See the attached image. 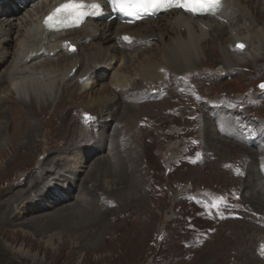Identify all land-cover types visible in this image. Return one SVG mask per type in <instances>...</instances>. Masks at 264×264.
I'll list each match as a JSON object with an SVG mask.
<instances>
[{
	"label": "rangeland",
	"instance_id": "rangeland-1",
	"mask_svg": "<svg viewBox=\"0 0 264 264\" xmlns=\"http://www.w3.org/2000/svg\"><path fill=\"white\" fill-rule=\"evenodd\" d=\"M258 1L260 6L253 5V10L261 7L264 9V0ZM262 15H264L263 12L256 16L259 26H263L264 29ZM170 35L171 33L168 34V36ZM211 35L212 33L208 32L205 36L206 42L201 41L202 43L198 45L199 59L195 66L223 64L221 63L223 59L222 50L229 42V35H219L221 39L217 41L212 39ZM14 37L15 35H13V39ZM172 37L173 34L165 43L172 44L173 41L170 39ZM251 41L255 46L256 38ZM9 45L8 55L10 54V57L7 58L9 60L4 63V67L2 66L3 70L0 71V75L11 61L12 54L10 51L15 49L14 43ZM235 48L238 49V55H242L243 49H239L237 45ZM159 49L154 47L148 54L140 57L142 60L135 61L134 58L132 64L127 65L124 70L120 69L122 64L115 63L118 71H121L119 73H124L129 77V83L127 82L123 88L116 92L131 93L134 80L139 79L136 72L138 66L144 59L159 60L161 58ZM256 53L257 55L262 54V50L259 49ZM258 57L260 59L256 61L249 58L248 61L236 65L240 67L238 74L226 76L221 80H214L211 86L205 90L208 93L202 99L203 104L207 103L210 110L221 108L231 115L232 131L220 132L222 134H219L217 130L215 132L230 144L232 142V146L234 144L236 147L242 146L237 145L241 139L247 143V140H254L256 135L251 131L252 126L256 123L264 124V88H260V84L264 83V54ZM69 64L70 62L65 65ZM112 72L110 70L92 92H82L83 89H76V87L69 88L70 92H61L60 89L58 92H54L57 86L55 84L52 92H48L50 97L48 94L42 96L37 103L29 100L30 96L27 92L24 101H21L17 97L18 95H14L12 92H0V98L3 99L0 102V129L4 130L3 133H0V147L5 149L4 156L0 155V264H243L242 261L245 260V256H238L237 254L240 253V250L246 252L248 261L253 260L255 257L248 247L251 243L256 242L254 240H261L264 243V231L261 234L259 232L261 229L264 230V223H255L258 220L255 215L264 216V208L249 202L251 197L248 196L245 188L249 178L248 167L251 163L256 164V162L251 157L241 153L240 159L243 163L238 164L240 162L239 157L236 160L235 158L239 156V151L225 152L228 157H223L219 151H214L215 142L207 144V129L204 130V133L202 130L199 131V134L186 130L189 124L192 125L189 121L178 122L183 125H178V136L172 137L175 146L173 150L171 149V140L168 141L159 137L148 138L149 147L155 154H148L145 149L139 148L131 137L126 140L121 138L117 147L122 146L123 150L128 147L126 149L127 154L131 155V152L134 151L139 157L138 162L134 161L135 156H133L130 160L121 159L116 164L122 167L123 173L127 172L129 179H119V170L116 165L114 166L116 167L114 175L105 174L102 180L100 177L91 178L89 176L90 179L87 177L88 196L91 198V202L97 205L95 209H88V211L94 216L100 215L104 210L110 212L104 217L101 224L103 228L98 231V235L96 234V239L88 240L90 241L88 245L78 246L77 243L80 240L76 236L65 237L66 235L62 233L63 227L57 220L59 218L56 217L59 213L54 214L55 210L49 209L43 212L51 214L50 217L48 213L40 215L39 212H29L26 214L21 210L23 204L18 209L20 200L32 196L34 192L26 190L21 193L22 198H19L17 192L28 185L26 180L33 176L30 181L36 180L33 182L35 185H32V188H35L36 184L40 182L37 180V176H34L35 174L42 173L43 178L45 175L47 178L51 176V172L37 168V163L46 155L45 152L60 150L70 138L76 136V129L75 131L72 130L75 124L70 125L69 123V109L77 106L87 110L93 109L95 105L98 106L94 100L101 98L102 95L112 96V92L100 91L101 87L105 86L101 83L108 84L113 78ZM5 87L6 85L1 89L4 90ZM76 95H81V98H71ZM131 97L133 98L132 95ZM170 102L171 98L162 104L158 103L135 112L137 114L130 119L129 124L131 123V126L137 124L141 120L140 116L152 114L158 107H164ZM172 104L176 105L177 103L172 102ZM110 112L109 114L106 113L108 118L113 114L112 111ZM169 115V112L166 111L164 119L168 118ZM126 117H128L127 114L123 113L122 110L120 118ZM112 121L114 119L109 124ZM127 121L129 120L127 119ZM34 124L35 126H33ZM104 127L100 126L99 133H102ZM117 128L119 127H115L114 130ZM108 129L106 128L103 132L105 135L111 134V130ZM81 130L80 127L78 130L80 134L83 133ZM168 130L170 131V128ZM182 130L183 133L180 132ZM209 130L211 133L210 128ZM23 131L28 135L24 134L28 139V143L25 144H21ZM92 131L97 133L96 127ZM30 135L34 139H30ZM193 135L197 136L196 145H194ZM218 136L215 137L218 138ZM204 139L206 142L203 141ZM92 143L91 140L86 142L85 148L92 149ZM184 147L185 150L182 152ZM204 148L209 152L207 156L210 161H205L201 157ZM176 150L180 152L181 156V159L176 160L177 165L167 161L169 156L177 154ZM107 152L108 149L96 151L91 159L87 160L84 167L78 168L81 172L77 174V178L80 179L85 175L84 173L88 170L86 167L90 162H94L96 159L105 161L102 156L106 155ZM187 152L188 154H186ZM183 155H188L186 160L182 159ZM68 159L67 156L57 163L52 160L49 164L50 166L54 164V167H61L65 163L69 164ZM227 161L235 163L238 167L244 165L235 179L234 172L227 171V169L223 170L220 167L221 162ZM44 162H48V160H44ZM135 163L137 170H135ZM130 166L134 170H128ZM36 168V172L28 175ZM66 172L68 173V170ZM21 176L25 179H19ZM19 180L21 183L17 186ZM238 180H242L243 184ZM63 182L65 183L63 180L60 183ZM62 185L57 184L55 188L61 189L63 188ZM4 200L12 201L9 211H6L7 207L6 204H3ZM104 201H107L105 202L107 209L103 210L102 207L99 208V204L104 203ZM73 202L74 200L70 198L65 203H69L70 205L67 207H70ZM39 206H43L42 202L39 203ZM56 207H60V205ZM93 210L96 214L93 213ZM193 212L195 217H193ZM196 212L198 215L195 214ZM203 213L211 214L213 224H207V219L202 215ZM30 215L33 217L40 215V217L37 216L38 218L33 219ZM8 216L11 219L5 220ZM94 216H90L91 221H95ZM185 226L196 228L195 232H202L211 228L214 234L208 240L202 239L205 233L200 238L193 237L190 240L189 235L193 234V230L185 228ZM254 226L255 228H253ZM56 228L59 230H55ZM255 231L258 234L256 233L254 238ZM247 236H249L248 238L251 236L250 240L243 241V238ZM66 240H69L67 244ZM181 241H189V247L205 244L200 249L191 251L185 249ZM188 252L193 253L194 256L188 261H184L183 258Z\"/></svg>",
	"mask_w": 264,
	"mask_h": 264
},
{
	"label": "bare ground",
	"instance_id": "bare-ground-1",
	"mask_svg": "<svg viewBox=\"0 0 264 264\" xmlns=\"http://www.w3.org/2000/svg\"><path fill=\"white\" fill-rule=\"evenodd\" d=\"M66 2L67 0H41L31 4L29 1H26L25 6H23L22 1L0 0V71L3 70L4 63L9 60L7 59L10 57V54L8 55L9 44L14 43L13 46L15 47L13 51H10L12 54L11 61L0 75V92H12L14 95H18L17 97L21 101L26 99L27 92L30 96L29 100L37 103L42 96L47 95L48 92H52L55 84L57 86L54 92H58V89L61 92H70L68 89L72 87L83 89V91L81 90L82 92H92L95 90L94 87L100 83V80L112 70L113 78L110 79L108 84L101 83L105 86L101 87L100 91L104 93L112 92L113 94L112 96L102 95L101 98L94 100L98 106L95 105L93 109L87 110L79 106L68 108L69 123L70 125L75 124L72 130L75 131L76 129V136L70 138L60 150L45 152L46 155L38 161L37 168L39 167L41 170L51 172V176L47 178V175H45L43 178L42 173H39V175H37L38 173L35 174L34 176H37L36 178L40 182L36 184L35 188L33 187L34 189L32 185H35L33 182L36 180L30 181L33 176L27 179L26 184L28 185L17 192L19 198H22L20 195L26 190L36 193L33 192L32 196L21 199L18 209L23 204L24 206L21 207V210L26 214L29 212H39L40 215L48 213H43L46 210H55L54 214L59 213L56 217L59 218L57 220H59L63 227L62 233L66 235L65 237L76 236L80 240L77 243L78 246L88 245L90 242L88 240L92 241L96 239V234L103 228L101 224L104 217L110 212L104 210L107 209V204H105L107 201L99 204V208L102 207L101 209L104 210L101 214L99 213L100 215L94 216L88 211V209H95L97 205L93 204L91 198L88 196L87 177H100L102 180L105 174L114 175L116 168L114 166L118 164L119 160H130V158L132 159L135 156L134 161H139V157H137L134 151L131 152V155L126 153L128 147L125 150H123L122 146L117 147L118 141L121 138H124V140L129 137L133 138L139 148L145 149L148 154H155L149 147L150 141L148 138L152 137L171 140V149L173 150L175 146L172 137L178 136V125H183L180 123L187 121L192 123V125L189 124L186 128V130H191V133L196 132L199 134L201 130L204 133V130L207 129V144L215 142L213 146L214 151H219L223 157L227 156L225 152L239 151V156L235 158L236 160L239 157L240 162L238 164L243 163L240 159L242 154L251 157L256 162V164L251 163L248 167L249 170H246L249 178L245 188L249 194L248 196L251 197L249 202L254 205L258 204L264 208V124L256 123L252 126L251 131L256 135L254 140H247V143L244 139H241L242 141L240 140V143L238 142L237 145L240 144L242 146L238 145L239 147H236V144L232 146L231 141L230 144L226 139L218 136V133L222 134L220 132L227 133L228 131H232L231 115L221 108L210 110L208 104H203L202 101L208 93L205 90L211 86L214 80H221L226 76L238 74L240 67L236 65L248 61L249 58L252 61H256L260 59L258 56L264 54V29L263 26H259L256 16L257 14L261 15L262 12L264 14V9L259 7L260 9H254L255 12L253 10V5L258 7L259 1L223 0V8L216 15H206L203 17H192L178 10H171L163 13L156 19L148 18L133 25L122 24L116 20L88 19L80 27L50 30L44 23L45 18ZM23 11L24 13H22ZM262 16L264 18V15ZM207 31L212 33V39L215 41L221 39L219 35H229V42H227L225 49L222 50L223 59L221 63L223 64L195 66L199 59L198 45L206 42L205 36L208 33ZM169 33L173 34V37L170 38L173 41L172 44L165 43L171 36H168ZM13 35H15L14 39ZM126 36L130 38V41L123 39ZM163 37L165 38L163 39ZM254 38H256V43L254 42L255 46H253L251 41ZM238 42L243 43L242 55H238V49L235 48ZM154 47L160 48L161 58L159 60L144 59L140 63L137 71L135 70L139 79L134 80L131 93L116 92L123 88L127 82L129 83V77L124 73H119L121 71H118L115 63L119 62L122 64L120 69L124 70L127 65L132 64L131 62L134 58L135 61H138V59L142 60L140 57L148 54ZM250 47L251 50H249ZM259 49L262 50V54L259 53L257 55L256 52ZM140 51L141 54L139 55ZM68 62L70 64L65 65ZM5 85V89L2 90L1 88ZM197 92L199 93L198 95ZM48 95L50 97V93ZM71 98L79 99L81 95L72 96ZM170 98L171 102L166 104L168 107L166 105L158 107L152 114L140 116L141 120L137 124L132 126L131 123L129 124L130 119L136 116L135 114L137 113L135 112L143 110V108L147 109L158 103L162 104ZM2 100L0 98V102ZM172 102H176L177 104L173 105ZM122 110L128 117L124 119L120 118ZM110 111L113 114L108 118ZM166 111L170 115L164 119ZM107 112L108 114H106ZM132 113L134 114L130 115ZM116 114H118L117 117ZM174 118L178 119V121H175ZM15 119L12 120L15 121ZM113 119L114 121L109 124ZM100 126H105L102 129V133L98 131ZM117 126L119 128L114 130ZM80 127L82 128L81 131H83L82 134L78 132ZM94 127H96L97 133H93L92 129ZM28 128L30 127L28 126ZM106 128L111 130V134L105 135L103 133ZM168 128H170V131ZM209 128L212 131L211 133ZM216 130L218 133L215 132ZM3 132L4 130L0 129V133ZM180 132L183 133V130ZM24 134L26 133L23 131L21 134V144L28 143V135L26 134L27 136H25ZM31 136L30 139L33 138ZM197 136L193 135L194 145H196ZM215 136H218V138ZM206 139L203 141L206 142ZM89 140L93 142L91 146L93 150L85 148V144ZM186 147L189 148L188 146ZM139 148L137 147V149ZM103 149H108L106 155L102 156L105 161L103 159H96L94 162H90L86 167L88 170L84 173L85 175L78 179L77 174L81 172L78 168L84 167L87 160L89 161L96 151ZM4 150L0 147V155L4 154ZM184 150L185 147L182 152ZM203 151L204 153L201 157L205 161H210L207 156L209 152L205 148ZM176 153L174 156H169L167 161L173 164L176 163L177 165L178 162L176 160L181 159V156L178 150H176ZM67 156L69 157V164L65 163L61 167H54V164L50 166V161L53 160L57 163ZM186 156L188 155H183L182 159L186 160ZM55 159L58 160L56 161ZM44 160H48V162H44ZM220 164L221 169L234 172V179L244 166H240V164L238 167L235 163L228 161L221 162ZM116 166L119 170V179H129L127 172L123 173L121 171L122 167ZM37 168L28 175L36 172ZM131 169L134 170L130 166L128 170ZM66 170H68V173ZM135 170H137L136 163ZM63 177H66V180ZM22 178L25 179L22 176L19 179ZM62 180L65 183H60ZM238 181L243 184L242 180ZM20 183L21 181L19 180L17 186ZM57 184H63V188L56 189L55 186ZM13 187L15 186L13 185ZM70 198L74 202L71 203L72 206L67 207L70 204H66L65 202ZM40 202H42L43 206L38 207ZM11 203V200L3 201V204H6L8 209L6 211H9L11 208ZM57 205H60V207H56ZM93 213H95L94 210ZM195 214L198 215L197 212ZM40 215H34L35 217L33 215L30 216L36 219ZM202 215L207 219V224H213L211 214L203 213ZM48 216L51 217V214ZM90 216H94L93 219L96 218L95 221H91ZM255 216L258 217L255 223H264V216L261 214H256ZM193 217H195L194 212ZM10 219L8 216L5 220ZM30 220L32 219L30 218ZM185 228L193 230V234L189 235L190 240L193 237L200 238L204 233L202 239L208 240L214 234L211 228L202 232H195L196 228L193 227L185 226ZM55 230L59 229L56 228ZM263 231L261 229L259 231L260 234ZM256 233L257 231L253 234L254 238ZM248 237H244L243 241L250 240L251 236L250 238ZM68 241L66 240V244ZM254 241L256 242L251 243L248 248L256 259L253 258V260L248 261L247 254L243 250L237 253L238 256H245V260L242 261L243 264H264V243L261 240ZM181 242L185 246V249L187 248V250L191 251L200 249L205 244L189 247V241ZM92 244L90 245L91 247ZM244 249L246 250V248ZM193 256V253L188 252L183 259L184 261H188Z\"/></svg>",
	"mask_w": 264,
	"mask_h": 264
},
{
	"label": "snow or ice",
	"instance_id": "snow-or-ice-1",
	"mask_svg": "<svg viewBox=\"0 0 264 264\" xmlns=\"http://www.w3.org/2000/svg\"><path fill=\"white\" fill-rule=\"evenodd\" d=\"M113 12L134 18H143L160 11L182 9L193 15H216L222 6L221 0H107ZM103 14L100 3H85L84 0H67L45 18V25L51 30L80 27L88 18ZM130 41L129 37H123ZM243 47V45H239ZM264 88V84L260 85ZM222 199V198H221Z\"/></svg>",
	"mask_w": 264,
	"mask_h": 264
}]
</instances>
